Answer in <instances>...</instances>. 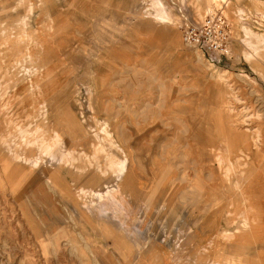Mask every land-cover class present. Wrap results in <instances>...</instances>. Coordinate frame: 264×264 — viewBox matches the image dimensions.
Listing matches in <instances>:
<instances>
[{
  "label": "rangeland",
  "instance_id": "374dc122",
  "mask_svg": "<svg viewBox=\"0 0 264 264\" xmlns=\"http://www.w3.org/2000/svg\"><path fill=\"white\" fill-rule=\"evenodd\" d=\"M155 1L0 0V264H264V0Z\"/></svg>",
  "mask_w": 264,
  "mask_h": 264
},
{
  "label": "built area",
  "instance_id": "2783aa9c",
  "mask_svg": "<svg viewBox=\"0 0 264 264\" xmlns=\"http://www.w3.org/2000/svg\"><path fill=\"white\" fill-rule=\"evenodd\" d=\"M184 45L198 52L208 63L233 56V26L222 9L214 10L202 20H187L179 26Z\"/></svg>",
  "mask_w": 264,
  "mask_h": 264
},
{
  "label": "bare ground",
  "instance_id": "6f19581e",
  "mask_svg": "<svg viewBox=\"0 0 264 264\" xmlns=\"http://www.w3.org/2000/svg\"><path fill=\"white\" fill-rule=\"evenodd\" d=\"M198 1V0H197ZM209 2V0H208ZM217 2H227V0H210V4H214V3H217ZM154 9H155V19L160 22V23H164V24H170L172 23L173 19H172V16L170 14V12L168 11V9L166 8V6L164 5V3L161 1V0H156L154 3ZM199 4V3H198ZM211 5L207 6L204 10L202 5H200L198 7V12L199 13H202V11L205 13V15H207L210 11H211ZM196 7V6H195ZM197 8V7H196ZM152 9V10H154ZM216 8H214L211 12H213ZM202 10V11H201ZM242 11V10H241ZM210 12V13H211ZM150 13V12H149ZM203 13V14H204ZM152 14H154L152 12ZM240 15H241V12H240ZM264 14H262V17ZM152 17V16H151ZM243 32H244V35H245V43L247 45V49L248 51L246 52L245 54V58L248 62H251L253 61L254 59L258 58V56L260 55L259 52L257 50H253V43L251 44L250 40L252 39L250 37V32H249V29H247V27H244L243 28ZM251 38V39H250ZM258 48V47H257ZM225 69V68H224ZM224 71H228L227 69H225ZM218 81H220V79H218ZM218 85V84H217ZM106 135L107 137H110V134L108 132H106ZM56 140H59L58 138H56ZM54 151V148H51L50 145L47 146V148L44 150V153L45 154H52V152ZM228 151V150H227ZM226 152V151H225ZM102 153H105L107 156H109V152L107 151V148L103 147L102 149ZM228 153V152H227ZM241 154L242 156L245 158L247 156V153L244 151V150H241ZM229 158V157H228ZM240 158V160L242 159L241 157H238ZM220 159V157H219ZM229 160V159H228ZM223 162V161H222ZM229 162V161H228ZM227 162V163H228ZM218 164V163H217ZM247 164H243V165H240L239 167L241 168L242 166H246ZM125 164L123 161L121 162H112L110 164V167L113 169V171L116 169L118 171H122L124 170V167ZM221 166V165H220ZM235 165L232 164L229 168V171L231 170H235ZM228 170V169H227ZM227 173V172H226ZM241 173L244 174L245 173V170H241ZM4 175H7L9 177V182L12 184L13 186V189H19L21 184H22V181L20 180L19 182L20 183H15L12 179L13 176L11 175H8V174H4ZM61 191V190H60Z\"/></svg>",
  "mask_w": 264,
  "mask_h": 264
},
{
  "label": "crops",
  "instance_id": "0c3cea01",
  "mask_svg": "<svg viewBox=\"0 0 264 264\" xmlns=\"http://www.w3.org/2000/svg\"><path fill=\"white\" fill-rule=\"evenodd\" d=\"M124 171H125V169L122 170V171H119V172H124ZM5 182H6L7 185L12 186V184H11L10 182H8V181H6V180H5Z\"/></svg>",
  "mask_w": 264,
  "mask_h": 264
}]
</instances>
